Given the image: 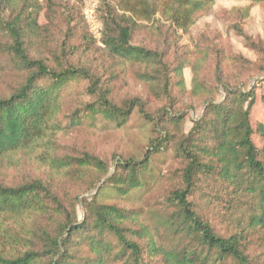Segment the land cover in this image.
<instances>
[{
	"label": "trees",
	"instance_id": "16d2710c",
	"mask_svg": "<svg viewBox=\"0 0 264 264\" xmlns=\"http://www.w3.org/2000/svg\"><path fill=\"white\" fill-rule=\"evenodd\" d=\"M81 1L0 0V53L13 76L4 83L0 74V171H16L0 178V264H264V121L251 117L264 84V41L237 28L254 61L209 35L184 51L182 34L214 0H99V45ZM256 5L264 0L231 11L244 19ZM124 76L147 95L118 98ZM82 81L85 94L65 109L68 89ZM187 98L203 110L185 131ZM135 112L153 133L141 158L111 165L88 149L60 151L79 126L121 128ZM168 157L177 165L165 169ZM33 162L34 176L17 174ZM167 176L160 241L128 201ZM198 192L236 217L231 231L199 210Z\"/></svg>",
	"mask_w": 264,
	"mask_h": 264
},
{
	"label": "rangeland",
	"instance_id": "374dc122",
	"mask_svg": "<svg viewBox=\"0 0 264 264\" xmlns=\"http://www.w3.org/2000/svg\"><path fill=\"white\" fill-rule=\"evenodd\" d=\"M56 5L59 6L62 0H54ZM85 0L80 2L81 10H83ZM99 2V0H98ZM250 4V0H214L213 9L210 13L200 17L196 23L191 27L189 33L182 34L180 40V49L184 51H192L195 45L198 43V39L203 35H209L214 44H221L223 41L228 47H231L237 54H242L244 57L250 60H256V54L246 46L245 39L239 34L238 29H242L243 33L248 34L253 39H262L264 41V7L260 5L253 6L248 17L241 19L237 13L232 12L234 8L242 9ZM62 13H65L61 10ZM47 21L45 10L42 11L40 16V23ZM84 24V23H83ZM238 26V27H236ZM85 29H88L92 33L90 26L85 22ZM93 34V33H92ZM94 35V34H93ZM96 43L102 45L101 38L93 36ZM12 64L0 53V74H2V80L7 83V80L12 79L11 72ZM207 80H212L213 67L209 66ZM185 77L188 85L191 84L192 70L187 68L185 70ZM257 77H251L246 81L247 85L253 84ZM211 82V81H210ZM86 81L73 83L68 89L64 98V108L68 109L74 105L77 100L85 94ZM120 91L116 93L118 98L128 94H141L146 96L144 87L130 76L122 77V81L116 85ZM81 91L82 93H80ZM258 101L252 109V122L256 124L259 121H264V103L261 101V97L264 95V84L259 85L257 89ZM222 97V92L216 95L217 99ZM185 105L180 108L187 110V119L185 123V131H188L193 125V121L197 119L203 110V103L201 100L187 98ZM152 127L144 122V120L135 112L130 119L129 123L121 128L114 127L112 125H106L104 120H100L98 125H90L85 123L82 127L79 126L78 130L71 135L62 137L60 141L61 152H75L88 149L94 151L100 155L101 158L108 161L109 164H113L114 160L119 157H136L141 158L146 152L150 137L152 136ZM257 143H260L259 137L255 136ZM163 168L168 169L175 167L177 163L172 157H168V160L164 164ZM38 164L35 162L27 165L24 169L18 171V175H24L26 177L34 176L38 171ZM16 171L6 172L0 171V178L14 177ZM12 176V177H11ZM172 180L165 178L158 183L151 191L140 198H133L128 203L134 208H138L141 213L142 221L149 225L153 233L160 241L167 238L166 227L163 222L168 209L164 202L165 189L170 187ZM204 193H196L195 201L199 203V210L207 216L210 222L221 232H229L232 230V224H234V215L224 213L222 209L212 207V205L206 202ZM207 206L203 207V204ZM82 210L79 207V213Z\"/></svg>",
	"mask_w": 264,
	"mask_h": 264
},
{
	"label": "built area",
	"instance_id": "2783aa9c",
	"mask_svg": "<svg viewBox=\"0 0 264 264\" xmlns=\"http://www.w3.org/2000/svg\"><path fill=\"white\" fill-rule=\"evenodd\" d=\"M99 6L98 0H85L83 6V14L87 24L90 26L92 33L101 38L102 24L98 18L97 9Z\"/></svg>",
	"mask_w": 264,
	"mask_h": 264
}]
</instances>
